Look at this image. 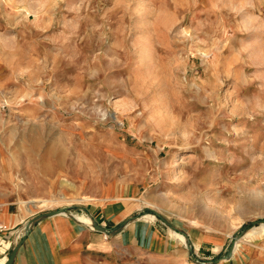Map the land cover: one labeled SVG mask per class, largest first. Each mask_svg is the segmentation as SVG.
I'll return each instance as SVG.
<instances>
[{
  "label": "rangeland",
  "instance_id": "rangeland-1",
  "mask_svg": "<svg viewBox=\"0 0 264 264\" xmlns=\"http://www.w3.org/2000/svg\"><path fill=\"white\" fill-rule=\"evenodd\" d=\"M95 194L264 250V0H0V205Z\"/></svg>",
  "mask_w": 264,
  "mask_h": 264
},
{
  "label": "crops",
  "instance_id": "crops-1",
  "mask_svg": "<svg viewBox=\"0 0 264 264\" xmlns=\"http://www.w3.org/2000/svg\"><path fill=\"white\" fill-rule=\"evenodd\" d=\"M92 197L83 206H69L67 213L38 219L12 264H190L187 240L171 229L176 228L172 223L142 216L138 207L101 194ZM37 214L18 203L0 205V222L8 229L0 232V264L7 262L26 234L25 223ZM93 224L111 231L97 230ZM196 237L199 242L193 243L199 251L202 238ZM263 251L250 249L247 242L236 244L232 256L219 264H262Z\"/></svg>",
  "mask_w": 264,
  "mask_h": 264
},
{
  "label": "water",
  "instance_id": "water-1",
  "mask_svg": "<svg viewBox=\"0 0 264 264\" xmlns=\"http://www.w3.org/2000/svg\"><path fill=\"white\" fill-rule=\"evenodd\" d=\"M68 209H69V208H60V209H57V210H51L50 212H46V213H43V214H41V215H39V216H35V217H33V219H31V220H29L28 222H26V223H25L26 234H25V236L23 237V239L17 244V246L14 247L15 249L12 251V253H11L9 259L7 260V262H6L5 264H12V263H13V261H14L16 255H17V252H18V250H19V247L21 246V244L23 243V241L27 238V236L31 233V227L34 225V223H35L38 219H40L41 217H50L51 215H55V214H59V213H67ZM151 211H153V213H154L156 216H158L159 218H162V219H163V217L161 216V214H159L156 210H151ZM163 220L165 221V219H163ZM165 222H166V221H165ZM255 223H257V221H256V222H253V224H255ZM93 227H94L95 229H97V230L104 231V232H106V233H109V232L111 231L110 228H106V227H102V226L100 227V226H98V225H96V224H93ZM183 235H184V237H185L186 234L183 233ZM237 237H238V235H235V236H234V238H237ZM188 245H189L190 252H192V251H193V247H192V245L189 244V243H188ZM231 251H232V249L230 250V253H231Z\"/></svg>",
  "mask_w": 264,
  "mask_h": 264
},
{
  "label": "bare ground",
  "instance_id": "bare-ground-1",
  "mask_svg": "<svg viewBox=\"0 0 264 264\" xmlns=\"http://www.w3.org/2000/svg\"><path fill=\"white\" fill-rule=\"evenodd\" d=\"M60 195V194H59ZM57 196V195H56ZM52 198V197H51ZM93 199V197H91V195H84V197H82V198H80V199H70L68 196L66 197V195L65 196H63V198H61V199H58V198H54V199H50V200H46V201H44V204H43V206H49L50 204H54V203H56V202H59V201H61V202H70V201H73V200H79V201H82V202H84V201H90V200H92ZM96 200V199H95ZM101 200V199H100ZM34 201V200H33ZM33 201L31 200V201H28V202H22V204L24 205V207H25V209L27 210V212L28 213H33L35 210H36V208H37V206L35 205V204H33ZM36 201V200H35ZM141 204H143V205H147L148 204V202H146V201H144L143 203H141ZM53 206V205H52ZM1 224H3V225H5L4 223H2V222H0ZM6 226V225H5ZM239 242H241V244H243V243H246V242H244V241H239ZM248 244V243H247ZM260 247V246H259ZM263 247V246H262Z\"/></svg>",
  "mask_w": 264,
  "mask_h": 264
},
{
  "label": "built area",
  "instance_id": "built-area-1",
  "mask_svg": "<svg viewBox=\"0 0 264 264\" xmlns=\"http://www.w3.org/2000/svg\"><path fill=\"white\" fill-rule=\"evenodd\" d=\"M7 230L6 226L0 223V232H6Z\"/></svg>",
  "mask_w": 264,
  "mask_h": 264
},
{
  "label": "trees",
  "instance_id": "trees-1",
  "mask_svg": "<svg viewBox=\"0 0 264 264\" xmlns=\"http://www.w3.org/2000/svg\"><path fill=\"white\" fill-rule=\"evenodd\" d=\"M180 232V231H179Z\"/></svg>",
  "mask_w": 264,
  "mask_h": 264
}]
</instances>
